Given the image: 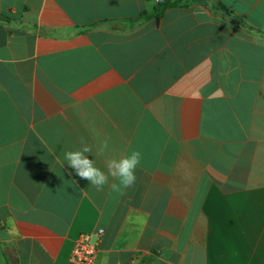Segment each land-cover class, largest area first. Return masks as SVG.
<instances>
[{
    "label": "crops",
    "instance_id": "crops-1",
    "mask_svg": "<svg viewBox=\"0 0 264 264\" xmlns=\"http://www.w3.org/2000/svg\"><path fill=\"white\" fill-rule=\"evenodd\" d=\"M201 1L0 0V264L82 232L96 264H264V0ZM82 142L135 184L62 167Z\"/></svg>",
    "mask_w": 264,
    "mask_h": 264
},
{
    "label": "clouds",
    "instance_id": "clouds-1",
    "mask_svg": "<svg viewBox=\"0 0 264 264\" xmlns=\"http://www.w3.org/2000/svg\"><path fill=\"white\" fill-rule=\"evenodd\" d=\"M194 16L205 15L204 10L197 8L193 12ZM109 147V140L106 138L100 142L96 148L95 155H102ZM93 149L87 143L82 142V147L64 153V162L67 163L75 173L82 179H86L97 190H103L109 184L110 178L115 181L111 183V190L122 192L132 187L136 182V169L142 160V154L138 150H131L128 154L119 159L113 158L106 161L107 172L96 166L94 159L89 158Z\"/></svg>",
    "mask_w": 264,
    "mask_h": 264
},
{
    "label": "built area",
    "instance_id": "built-area-1",
    "mask_svg": "<svg viewBox=\"0 0 264 264\" xmlns=\"http://www.w3.org/2000/svg\"><path fill=\"white\" fill-rule=\"evenodd\" d=\"M157 0H154L156 2ZM102 230L97 232L99 238ZM98 248L92 241V234L87 232L80 233L75 239L72 252L66 264H96Z\"/></svg>",
    "mask_w": 264,
    "mask_h": 264
},
{
    "label": "trees",
    "instance_id": "trees-1",
    "mask_svg": "<svg viewBox=\"0 0 264 264\" xmlns=\"http://www.w3.org/2000/svg\"><path fill=\"white\" fill-rule=\"evenodd\" d=\"M203 3L201 0H157L155 2V7H154V14L153 17L155 20H159L163 13L167 9L171 8H187L191 3ZM218 10H222V6H217ZM143 15H141L142 17ZM140 18H138L139 20ZM243 28H246V26L243 25Z\"/></svg>",
    "mask_w": 264,
    "mask_h": 264
}]
</instances>
